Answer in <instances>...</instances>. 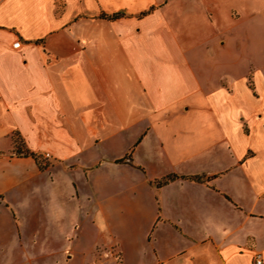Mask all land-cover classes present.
<instances>
[{"label":"crops","instance_id":"obj_1","mask_svg":"<svg viewBox=\"0 0 264 264\" xmlns=\"http://www.w3.org/2000/svg\"><path fill=\"white\" fill-rule=\"evenodd\" d=\"M256 253L264 0H0V264Z\"/></svg>","mask_w":264,"mask_h":264},{"label":"trees","instance_id":"obj_2","mask_svg":"<svg viewBox=\"0 0 264 264\" xmlns=\"http://www.w3.org/2000/svg\"><path fill=\"white\" fill-rule=\"evenodd\" d=\"M15 142H16V144H17V153L18 154H24V155H28V153H23L22 152V149H20V147L18 146V143H17V138H15ZM175 178H177L176 176H170V177H167L166 179H163V180H161V181H158L157 183H156V186L157 187H161L162 185H164V184H166L169 180H174ZM194 180H198V181H200L201 180V178H193Z\"/></svg>","mask_w":264,"mask_h":264},{"label":"built area","instance_id":"obj_3","mask_svg":"<svg viewBox=\"0 0 264 264\" xmlns=\"http://www.w3.org/2000/svg\"><path fill=\"white\" fill-rule=\"evenodd\" d=\"M13 47L15 49H19L21 47V41H16L14 44H13ZM255 264H263V256L261 253H256L255 254Z\"/></svg>","mask_w":264,"mask_h":264},{"label":"rangeland","instance_id":"obj_4","mask_svg":"<svg viewBox=\"0 0 264 264\" xmlns=\"http://www.w3.org/2000/svg\"><path fill=\"white\" fill-rule=\"evenodd\" d=\"M17 143H18V146L20 147V149H22L21 147H23V144L18 138H17Z\"/></svg>","mask_w":264,"mask_h":264}]
</instances>
